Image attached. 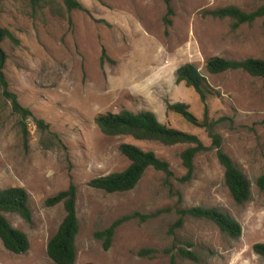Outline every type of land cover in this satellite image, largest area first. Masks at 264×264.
Segmentation results:
<instances>
[{
    "label": "rangeland",
    "instance_id": "1",
    "mask_svg": "<svg viewBox=\"0 0 264 264\" xmlns=\"http://www.w3.org/2000/svg\"><path fill=\"white\" fill-rule=\"evenodd\" d=\"M79 1L87 11H72L71 23L47 9L31 16L27 0H3L0 6V26L19 40L18 45L8 39L1 43L9 89L63 145L45 146L30 120L24 145L19 118L0 92V189L25 188L32 211L30 222L6 214L11 225L27 235L29 249L15 254L0 241V264H55L46 246L65 211L62 203L47 206L45 200L70 183L77 189L79 219L74 264H171V256L175 264H264V257L252 249L264 242V190L255 184L264 172V79L242 70L210 74L205 69V62L215 56L264 60V26L258 19L233 30L229 19L203 14L228 5L251 11L264 0H170L169 14L165 0ZM185 63L194 64L221 94L207 100L210 118L232 119L216 131L223 151L251 182V198L244 205L233 202L215 149L196 156L192 179L182 183L178 179L185 170L179 154L187 145L108 136L95 122L108 112L150 110L161 123L210 146L203 128L166 108L168 102H181L202 117L197 93L176 81V70ZM123 142L153 151L169 163L173 177L166 180L164 173L148 168L130 191L107 193L90 187L92 178L128 166L119 151ZM192 206L226 212L240 223L241 235L231 238L212 222L192 217L171 232L177 210ZM134 212L158 214L122 223L104 249L94 233ZM186 242L193 244L197 261L179 255L177 247H186ZM141 249L156 253L140 256Z\"/></svg>",
    "mask_w": 264,
    "mask_h": 264
},
{
    "label": "trees",
    "instance_id": "2",
    "mask_svg": "<svg viewBox=\"0 0 264 264\" xmlns=\"http://www.w3.org/2000/svg\"><path fill=\"white\" fill-rule=\"evenodd\" d=\"M2 1L0 0V6ZM165 2L169 14L171 13L170 0H165ZM27 3L33 17L43 15L44 10L47 9L54 15H65L69 23H71L72 11H87L79 0H60V3L56 0H27ZM203 14L218 19H229L233 30L243 24H252L258 19H262L264 26V2L251 11H244L236 5H228L204 10ZM165 22L169 24L170 20L165 19ZM6 39L13 45L19 44V40L10 30L0 26V92L5 101L9 102L12 112L19 118L18 123L24 145H27L28 123L30 120L36 130L40 132L45 146L62 147V141L56 133L50 130L49 125L44 120L35 117L29 108L21 104L18 95L9 89L4 72L7 56L1 47V43ZM104 58L106 56L103 51L102 61ZM205 69L210 74L242 70L250 76L264 79V60L260 58L247 57L241 60H233L215 56L205 62ZM176 81L178 83L183 82L197 93L203 106L202 117L198 119L189 110V106L181 102H168L166 104L167 110L178 114L189 124L203 128L211 139L210 146H205L194 134L161 123L156 114L150 110L134 112L123 109L119 112L99 114L95 118L97 126L103 134L108 136H129L135 140L157 141L166 146L187 145L179 154L181 164L185 170L184 175L178 179L182 183L192 179L196 156L209 149H215L217 161L223 168L224 184L233 202L237 205H244L251 198V182L246 174L233 162L232 158L223 151L222 136L216 131L217 127L225 121L232 123V119L226 116L213 119L209 116L207 100L213 96L219 98L221 94L207 82L204 75L192 63H185L177 68ZM119 151L128 159V166L122 171L92 178L88 181L90 187L107 193L130 191L138 184L148 168L164 173L166 180L173 177L169 163L159 158L153 151L143 150L128 142L121 143ZM255 184L259 190H264V172L256 178ZM76 195V186L70 183L65 190L59 191L45 200L47 206L62 203L65 211L62 221L55 233L49 238L46 246V253L55 264H74L76 260L75 241L79 232ZM6 214H16L26 222L31 221L32 211L29 206V195L25 188L9 186L0 189V241L8 251L15 254H24L29 249L28 237L23 231L11 225ZM157 214L158 212L148 214L134 212L123 215L115 219L105 229L96 231L94 236L103 242L104 249H108L116 228L122 223L132 219L147 221L156 217ZM177 216L171 226V232L181 228L186 217L208 220L215 224L221 232L234 239L238 238L242 232L239 222L215 207L192 206L181 208L177 210ZM192 247V243L186 242V247L178 246L177 250L181 257L197 261L196 253L191 250ZM252 249L257 255L264 257V242L254 243ZM155 253L156 250L154 249H141L138 252L140 256H150ZM171 264H175L173 256H171Z\"/></svg>",
    "mask_w": 264,
    "mask_h": 264
}]
</instances>
